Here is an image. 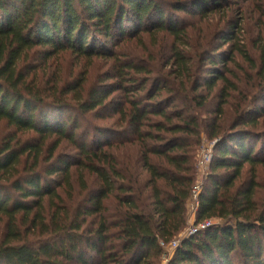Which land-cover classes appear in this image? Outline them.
Listing matches in <instances>:
<instances>
[{"label": "trees", "instance_id": "trees-1", "mask_svg": "<svg viewBox=\"0 0 264 264\" xmlns=\"http://www.w3.org/2000/svg\"><path fill=\"white\" fill-rule=\"evenodd\" d=\"M209 5L197 8L203 14ZM163 13L151 0H0V122L12 129L0 139V264H145L161 254L160 243L187 227L201 135L194 111L208 98L197 93L198 82L187 93L183 84L167 81L188 71L190 59L176 48L169 58L173 74L151 81L149 94L143 93L150 81L136 77L148 72L115 51L134 37L124 38L128 23L135 36L155 21L150 27L157 32L181 38L182 30ZM70 58L75 65L61 71ZM95 61L111 65L90 83ZM221 77L212 73L205 88ZM221 81L215 117L223 115L227 91L236 89ZM163 92L172 96L159 102ZM178 100L180 109L169 111ZM261 107L255 115L263 114L264 102ZM107 108L115 119L112 131L98 135L113 143L91 149L76 141V122L67 130L68 114L90 118ZM53 111L68 118L51 127ZM231 121L229 133L216 120L209 125L219 140L194 227L211 225L181 238L166 264H264V206L260 211L254 202L255 169L264 168V158L255 152L259 138L235 131L256 126L257 118ZM132 145L138 151L130 158ZM69 148L73 155L66 156ZM246 166L249 179L240 182ZM79 193L85 195L79 199Z\"/></svg>", "mask_w": 264, "mask_h": 264}, {"label": "rangeland", "instance_id": "rangeland-1", "mask_svg": "<svg viewBox=\"0 0 264 264\" xmlns=\"http://www.w3.org/2000/svg\"><path fill=\"white\" fill-rule=\"evenodd\" d=\"M164 11L166 19L176 23L183 32L182 37L175 39L167 32H157L150 25L155 21L148 22L146 32L134 34L137 30L133 23L124 25L125 39L129 38L128 34L134 36L129 40H123L120 47L115 50L118 58L121 60L137 59L136 64L148 72L145 75H137V78H146L149 80L146 92L151 91L150 84L155 80H165L170 73L171 59L173 49H177L186 60L190 59L186 67L187 74H173L175 77L167 79L169 84L178 86L180 83L184 85V89L189 93V89L198 82L200 89L198 94L205 96L207 103L204 109L194 111L199 118L201 125V135L199 146L196 147L193 153L194 156V185L202 186L205 184L209 167L207 169H197V159L201 156L204 150L208 154L213 153V147L218 138L210 136L209 125L216 120L221 129L225 133L232 131V119L239 115L252 116L257 118L256 126H239L237 130H246L250 132L252 137L259 138L256 145V151L260 153V158H264V110L263 114L255 115V111L262 108L264 102V0H151ZM205 1H210V5L205 13H200L198 5ZM217 2V6H212L211 3ZM179 8V10H178ZM151 23V24H150ZM143 30V29H142ZM231 37V41H226L225 38ZM117 42V41H116ZM110 48V47H109ZM247 54V59L240 55V52ZM124 56V57H122ZM73 58H70V63L67 65L62 63L63 72H68ZM250 61V62H249ZM72 65V66H73ZM111 63L107 64L104 61H95L93 66L88 69L89 82H95L104 71L108 69ZM81 68L77 66L74 70L78 71ZM106 69V70H105ZM219 73L222 77L215 81L214 86L210 91L205 88V82L210 80L212 73ZM178 77V78H177ZM228 80L235 86V90L227 91L229 94L225 100L226 103L222 106L223 115L215 117L214 111L219 106V92L224 86L221 79ZM152 81V82H151ZM142 94V95H143ZM169 93H161L156 96L159 102L164 99L171 98ZM116 99V98H115ZM181 101L178 100L174 105L169 107V111L178 107L180 109ZM261 112V113H262ZM111 108L101 110L97 115L92 117L78 116V114L70 113L68 128H72L74 122L79 125L75 132V139L78 143L85 142L89 148L94 149L97 145H103L106 142H111L109 136L98 135L104 133L109 135L112 131L114 118L111 116ZM101 116L103 119L98 118ZM104 116V117H103ZM49 124L51 127L59 125L61 121L66 120L67 115H59L57 112H49ZM56 118V122H55ZM68 118V117H67ZM4 122H0V139L7 136L11 132ZM70 131V129L68 130ZM100 131V132H99ZM212 135V134H211ZM222 136V135H221ZM94 141L96 142L94 144ZM129 157L137 156V146L128 147ZM72 150L66 149L65 155H73ZM256 180L258 184L254 202L258 210H262L264 206V168L256 167ZM74 175V174H73ZM249 179V168L246 166L243 170V175L240 182ZM88 188H91L92 179L85 177ZM72 185L77 193L79 191L78 183L75 175L72 178ZM81 199L84 193H79ZM197 211V203L195 199L189 197L186 203V225L187 227L181 231L179 235L164 243V247L160 245L161 254L150 257L145 264H166L172 254V242H179L181 238L187 236L194 225L195 215ZM264 211V210H263ZM219 220H214L212 223H219Z\"/></svg>", "mask_w": 264, "mask_h": 264}, {"label": "built area", "instance_id": "built-area-1", "mask_svg": "<svg viewBox=\"0 0 264 264\" xmlns=\"http://www.w3.org/2000/svg\"><path fill=\"white\" fill-rule=\"evenodd\" d=\"M210 161H211V153H207L205 152L204 150L202 151V154L201 156L198 157L197 159V164H196V168L199 170V169H207V167H209V164H210ZM201 192V186H199L198 184H196L192 190H191V193H190V196L192 199H195L196 200V203L198 204V195L200 194ZM211 224L210 222H206L204 224H200L198 225L197 227H193L191 228L190 232L187 234V236L189 235H192L194 233H196L198 230H201V229H205L207 227H209ZM185 236V237H187ZM178 241L177 242H172L170 245L173 249L176 248V246L178 245ZM160 245L162 247H164V244L163 243H160Z\"/></svg>", "mask_w": 264, "mask_h": 264}]
</instances>
